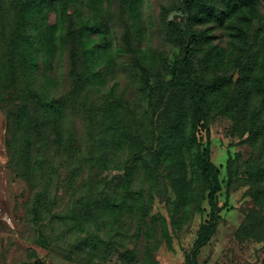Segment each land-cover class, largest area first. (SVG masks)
Returning a JSON list of instances; mask_svg holds the SVG:
<instances>
[{
	"label": "rangeland",
	"instance_id": "1",
	"mask_svg": "<svg viewBox=\"0 0 264 264\" xmlns=\"http://www.w3.org/2000/svg\"><path fill=\"white\" fill-rule=\"evenodd\" d=\"M195 252L264 264V0H0V264Z\"/></svg>",
	"mask_w": 264,
	"mask_h": 264
},
{
	"label": "trees",
	"instance_id": "2",
	"mask_svg": "<svg viewBox=\"0 0 264 264\" xmlns=\"http://www.w3.org/2000/svg\"><path fill=\"white\" fill-rule=\"evenodd\" d=\"M73 38L75 39V34H73ZM75 42V41H74ZM197 43V39L196 37H193L192 42H191V46H195ZM75 47L73 49H71V55L73 56V59H77L80 58V53L78 52V46H77V42L74 43ZM214 84V83H211ZM245 98V96L242 93L237 94V97H235V103H239L241 102V100H243ZM240 110V109H239ZM238 114H242L241 111L237 112ZM197 116H198V123L202 124L203 126H208L209 123V112L206 108L202 107L198 112H197ZM248 124V122H247ZM217 190H214V193H216ZM207 241V239H205L203 236H200L196 242V247L200 248L202 245L205 244V242ZM187 264H198L197 263V259H196V252L193 254L192 260H187Z\"/></svg>",
	"mask_w": 264,
	"mask_h": 264
}]
</instances>
